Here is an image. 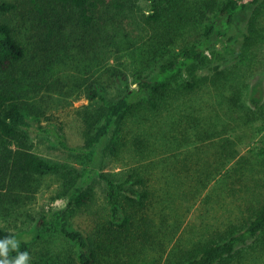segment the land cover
Wrapping results in <instances>:
<instances>
[{"label":"trees","instance_id":"obj_1","mask_svg":"<svg viewBox=\"0 0 264 264\" xmlns=\"http://www.w3.org/2000/svg\"><path fill=\"white\" fill-rule=\"evenodd\" d=\"M0 16V241H17L0 259L31 255L50 231L72 249L48 248L36 264L264 259V99L250 91L264 74V0H13ZM67 70L61 94L74 88L88 101L76 109L81 148L41 126L45 111L30 102ZM243 124L261 137L249 156L237 147ZM34 131L51 133L78 168L38 154ZM103 142L104 155L134 165L94 170ZM51 176L65 206L28 213ZM94 186L104 215L87 236L67 212L91 209ZM197 202L211 220L178 234Z\"/></svg>","mask_w":264,"mask_h":264},{"label":"rangeland","instance_id":"obj_2","mask_svg":"<svg viewBox=\"0 0 264 264\" xmlns=\"http://www.w3.org/2000/svg\"><path fill=\"white\" fill-rule=\"evenodd\" d=\"M1 1H13V0H0ZM2 17L0 16V19ZM127 63V62H125ZM77 64V63H76ZM110 64L115 67H119L116 64L115 57L110 60ZM116 64V65H115ZM123 69L124 67H119ZM76 69V67H75ZM74 69V70H75ZM73 70V71H74ZM72 71V73H73ZM68 74H64L60 77H53L45 87L40 89L38 93H36L32 98V103H35L36 110L45 111V116L40 118V125L43 127H47L51 130H56L62 134L65 138L67 144L72 148H81L83 146V134H82V124L80 119L77 117L76 109L79 107H83V105L87 104V100L85 98V94L83 91H79L70 86L69 88H73V91L69 92L70 95L63 96L60 92V84L63 81H66L69 76H71V70H67ZM61 74V73H60ZM59 75V74H57ZM79 82H76V84ZM71 85V84H69ZM128 85L130 89H135L136 86L133 83L132 79H128ZM256 90L253 94L255 97H262L264 99V74L256 75L254 79L251 81L250 91ZM69 91V90H68ZM116 92L115 88H110L111 95H114ZM36 125V124H35ZM62 127L63 131H59L58 128ZM36 131V129L34 128ZM257 130L256 127L251 126L249 124L239 125L236 138L238 140V149L240 155L249 156L250 148L254 146L258 142V139L261 137L256 136L255 138H251L252 131ZM34 131V132H35ZM37 132V131H36ZM36 132L32 135L33 145L35 147V151L41 156L55 162H70L78 168V159L74 156V158L69 157L68 152L62 150L59 146H57L55 137L50 133L49 135L39 133L36 135ZM130 134L132 138L133 135L137 133V131L129 130L126 132ZM264 134L263 132H261ZM125 134H123L124 136ZM253 140V141H251ZM106 142H103L100 146L97 147V153L94 160V170L101 169L103 172L113 173V175H119L124 172V170H128L134 164L131 161H126L124 154L119 160L112 159L110 156L104 155L103 147ZM75 159V160H74ZM52 178H46L43 182V190L35 196L32 203L29 205L28 213L36 215L41 208L44 210H48L50 208H63L66 204V200L64 198H52L55 196V192L58 191L59 180L57 177L51 176ZM50 186V188H46ZM95 187V186H94ZM96 189V202L87 211H82L81 209H74L72 211L67 212L69 216V221L73 224V226L82 231L85 235H89L94 228L103 221V215L100 213L103 211L102 209V197L101 190L97 186ZM201 200V197L199 198ZM214 199V198H213ZM201 203L197 202L189 208V212L184 214L183 225L179 228V233H182L183 230L188 229L190 226L193 231L198 230L201 227V222L203 220L210 221L209 214L211 211V206L200 207ZM20 225V224H19ZM203 226V225H202ZM191 236L193 235V232ZM74 247V246H73ZM51 249L52 257H54L55 253L60 252L61 256L64 257L65 252H67L71 248V245L68 244L63 238L58 235V232L50 231L46 236H43L42 241L35 244L32 250V254L28 256L25 264H36L40 259H45L44 255L47 253L45 250ZM75 248V247H74ZM60 256V257H61ZM58 261V259H56ZM233 261L241 262L243 261L245 264H264V259H256V262H251V259L242 260V259H233ZM239 264H242L239 263Z\"/></svg>","mask_w":264,"mask_h":264},{"label":"clouds","instance_id":"obj_3","mask_svg":"<svg viewBox=\"0 0 264 264\" xmlns=\"http://www.w3.org/2000/svg\"><path fill=\"white\" fill-rule=\"evenodd\" d=\"M9 245L12 249H15L17 247V241L15 238H7L3 241H0V256H6ZM28 258V254L26 252L20 253L19 256L14 260H8V259H0V264H25V261Z\"/></svg>","mask_w":264,"mask_h":264}]
</instances>
